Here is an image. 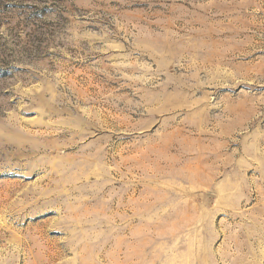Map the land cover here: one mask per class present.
Listing matches in <instances>:
<instances>
[{"label": "rangeland", "instance_id": "374dc122", "mask_svg": "<svg viewBox=\"0 0 264 264\" xmlns=\"http://www.w3.org/2000/svg\"><path fill=\"white\" fill-rule=\"evenodd\" d=\"M0 264H264V0H0Z\"/></svg>", "mask_w": 264, "mask_h": 264}]
</instances>
